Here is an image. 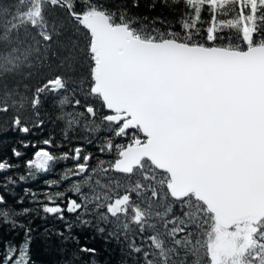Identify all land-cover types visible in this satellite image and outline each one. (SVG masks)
Returning a JSON list of instances; mask_svg holds the SVG:
<instances>
[{
    "label": "snow or ice",
    "instance_id": "snow-or-ice-1",
    "mask_svg": "<svg viewBox=\"0 0 264 264\" xmlns=\"http://www.w3.org/2000/svg\"><path fill=\"white\" fill-rule=\"evenodd\" d=\"M5 131L0 264H31L33 215L68 264L93 232L122 264H264V0H0Z\"/></svg>",
    "mask_w": 264,
    "mask_h": 264
},
{
    "label": "trees",
    "instance_id": "trees-1",
    "mask_svg": "<svg viewBox=\"0 0 264 264\" xmlns=\"http://www.w3.org/2000/svg\"><path fill=\"white\" fill-rule=\"evenodd\" d=\"M140 11L144 14L151 15L148 9L141 8ZM49 112H54L55 109L51 106L46 105ZM49 133L53 134L57 141L62 140V126L56 121H51L46 127L45 131L41 134L42 136H47ZM39 139L40 137H36ZM19 136L11 131L0 132V156H4L15 161V158L11 155V149L13 147H19L18 144ZM83 143V141H73V144ZM87 149L92 151L95 155V148L92 146H87ZM66 148L57 149L56 151H64ZM28 157L31 156L33 149L25 150ZM27 158V157H26ZM71 165V161L67 162ZM65 165L63 163L56 166V173L44 176H39L36 180H29L25 183L19 184L15 191L12 193L13 198L15 197H25V206H30L28 203V198L25 196L24 189L28 188L36 192H41L45 189L46 185L43 183L45 179L57 178L61 169ZM18 172H24L25 168L23 163L21 167L17 170ZM11 202V201H10ZM71 219V217H69ZM24 219L25 223H30L32 228V241L30 245V257L31 264H68L70 259L68 255V249L62 248L58 240L52 236L50 233L55 230H61L63 224L60 221H56L52 218L42 219L39 215H33L30 220ZM47 230V231H46ZM79 231V230H77ZM82 236L89 237L84 242L93 246L97 249V254L95 257H79L81 264H122L124 257L120 251L119 246L115 242H105V239L97 234L93 233H81ZM24 239V232L22 230L12 231L8 228H0V256L3 253L4 244L11 241L13 244L19 245Z\"/></svg>",
    "mask_w": 264,
    "mask_h": 264
}]
</instances>
